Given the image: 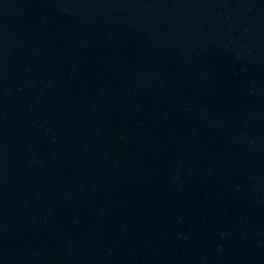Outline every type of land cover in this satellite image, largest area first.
Returning <instances> with one entry per match:
<instances>
[{
	"label": "water",
	"instance_id": "1",
	"mask_svg": "<svg viewBox=\"0 0 264 264\" xmlns=\"http://www.w3.org/2000/svg\"><path fill=\"white\" fill-rule=\"evenodd\" d=\"M0 264H264V0H0Z\"/></svg>",
	"mask_w": 264,
	"mask_h": 264
}]
</instances>
